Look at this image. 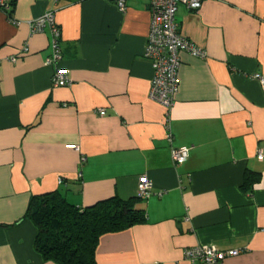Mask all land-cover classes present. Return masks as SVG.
Wrapping results in <instances>:
<instances>
[{"label": "crops", "instance_id": "crops-1", "mask_svg": "<svg viewBox=\"0 0 264 264\" xmlns=\"http://www.w3.org/2000/svg\"><path fill=\"white\" fill-rule=\"evenodd\" d=\"M12 1L11 17L0 9V264H54L25 219L33 197L59 192L85 209L137 198L142 177L153 185L137 204L146 223L104 235L97 264H192L184 252L196 247L264 264V84L253 79L264 78V0L178 6L179 33L207 53H180L169 126L190 154L178 168L165 110L149 99V2ZM49 11L61 30L55 64L50 29L30 28ZM58 69L70 85L55 86Z\"/></svg>", "mask_w": 264, "mask_h": 264}, {"label": "built area", "instance_id": "built-area-1", "mask_svg": "<svg viewBox=\"0 0 264 264\" xmlns=\"http://www.w3.org/2000/svg\"><path fill=\"white\" fill-rule=\"evenodd\" d=\"M147 1L149 2L151 20L144 58L152 64L154 70L149 99L165 110L166 139L171 146L174 166L178 168L187 162L190 154L189 148H176L173 145L174 136L169 126L170 112L179 90L178 72L181 66L180 53L187 52L191 56L200 59H206L207 53L179 33L178 24L176 23V13L179 5H184L190 11H198L202 7L203 0ZM10 3L11 0H0V7L8 11L10 10ZM118 6L121 11H125L124 0H119ZM30 28L33 34L42 33L46 28L50 29L52 57L48 60L47 64L58 63L62 58L60 46L61 30L56 23L55 12L49 11L42 17L32 21ZM24 51L27 52V50ZM253 79L264 84V78L260 75H254ZM54 84L56 87L70 85L68 71L58 69L54 74ZM99 113L101 115L105 114L103 110H100ZM257 158L260 161L264 159L263 150L257 152ZM152 189L153 185L151 181L147 177H142L138 185L137 197L140 200L149 199ZM241 253V250L223 252L214 247H196L185 250L184 256L192 264H224L227 258L237 257Z\"/></svg>", "mask_w": 264, "mask_h": 264}, {"label": "trees", "instance_id": "trees-1", "mask_svg": "<svg viewBox=\"0 0 264 264\" xmlns=\"http://www.w3.org/2000/svg\"><path fill=\"white\" fill-rule=\"evenodd\" d=\"M13 1L11 0L10 9ZM10 16V10H3ZM251 177L246 178L248 183ZM140 199L111 198L85 209L71 205L59 192L35 196L25 219L37 228L35 248L45 262L54 264H97L100 239L146 223L137 209Z\"/></svg>", "mask_w": 264, "mask_h": 264}]
</instances>
